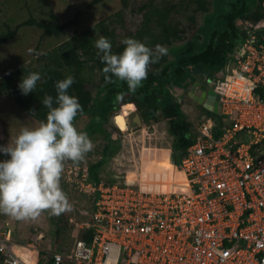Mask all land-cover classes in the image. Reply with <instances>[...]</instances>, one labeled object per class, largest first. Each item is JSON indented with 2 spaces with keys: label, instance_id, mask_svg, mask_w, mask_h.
Returning <instances> with one entry per match:
<instances>
[{
  "label": "built area",
  "instance_id": "built-area-1",
  "mask_svg": "<svg viewBox=\"0 0 264 264\" xmlns=\"http://www.w3.org/2000/svg\"><path fill=\"white\" fill-rule=\"evenodd\" d=\"M240 28L220 89V134L200 122L182 161L170 160L184 181L158 190L97 182L70 164L66 177L91 197L80 236L53 249L37 227L22 244L1 228L0 264H264V19Z\"/></svg>",
  "mask_w": 264,
  "mask_h": 264
},
{
  "label": "trees",
  "instance_id": "trees-1",
  "mask_svg": "<svg viewBox=\"0 0 264 264\" xmlns=\"http://www.w3.org/2000/svg\"><path fill=\"white\" fill-rule=\"evenodd\" d=\"M103 1L91 0L85 8L77 9L72 19L62 23L57 19L45 20L34 16L16 26L6 23V32L0 34V47L13 40L23 27H36L47 37L59 36L71 28L73 32L63 45L38 56L35 65L23 64L7 70L0 78V95L12 96L24 112L31 116L30 110L34 109L36 114L32 117L39 122L46 121L48 110L43 107V98L50 95L55 99V82L72 76L75 83L68 94L76 97L82 106L74 121L88 114L92 116L88 125L90 130L100 129L119 107V102L120 109L128 113L137 111L145 120H157V112L161 111L175 137L171 159L180 163L197 131L184 116L181 104L169 93L168 86L184 88L187 95L196 81L212 82L222 90L229 73L227 66L236 60L243 42L240 22L255 23L264 19V0H217L215 3L212 0H120L121 8L115 13L90 28H77L80 19ZM100 36L110 40L114 54L123 51L125 45L121 41L125 38L137 39L153 49L160 44L171 52L167 51V55L149 66L147 78L133 91L126 81L116 77H112V82H105L102 54L98 55L99 50L94 46ZM171 53L173 59H170ZM31 72L40 73L41 80L34 92L23 95L18 85L24 75ZM120 119L123 124L117 126L123 131L128 130L127 114L117 113L115 120ZM209 119L218 137L223 118L215 114ZM106 137L109 143L103 150V158L90 165L88 180L100 182L98 168L107 160L114 142ZM175 181L182 182V179L176 176ZM2 225L3 228H12L11 221H4ZM84 236L89 238L91 234ZM59 239L49 241L48 247H59ZM17 251L24 254L20 247ZM39 257L42 258V254Z\"/></svg>",
  "mask_w": 264,
  "mask_h": 264
},
{
  "label": "rangeland",
  "instance_id": "rangeland-1",
  "mask_svg": "<svg viewBox=\"0 0 264 264\" xmlns=\"http://www.w3.org/2000/svg\"><path fill=\"white\" fill-rule=\"evenodd\" d=\"M90 1L0 0V34L6 32V23L16 26L31 16L45 20L57 19L61 23L69 21L77 9L85 8ZM212 1L215 3L217 0ZM120 8V0H105L97 4L89 14L83 16L77 28L80 30L90 28ZM72 32L71 28L59 36L47 37L43 36V32L36 27H23L13 40L6 46L0 47V78L7 70L15 66L35 65L38 56L63 45L72 37ZM167 50L171 52L169 48ZM170 55V59H173L172 53ZM168 89L181 104L186 119L193 123L195 132L200 122L209 121L212 115L220 114H213L212 111L197 106L200 102L193 97H188L184 88L169 85ZM96 92L95 89L94 96L97 95ZM120 106L119 102V107L111 113L109 121L103 123L100 129L90 130L88 125L92 116L88 114L82 115L73 122L78 131L87 133L93 143V149L80 162L65 161L64 168L77 163L90 172V165L103 158V150L109 143L106 136H109L114 142L107 160L98 168L100 181L124 182L127 179L129 182L140 183L151 190H158L160 187L169 189L171 183H174V178L179 174H174L173 164L169 158L175 137L170 132L168 120L163 117L161 111H158L157 120L141 118V123L133 121L132 129L123 131L117 129V125L123 124V120L116 121L117 125L114 123L116 114L124 113L134 119L135 113L138 112L128 113L120 109ZM39 123L20 109L12 96L0 95V139L4 138V141H0V145L14 142L21 129L24 127L32 129ZM8 158L0 153V162ZM66 175L63 171L62 182H60L67 198V206L62 211L52 214L45 210L36 219L28 220H17L9 215L0 214V229L4 221H11L13 238L18 244L25 243L30 231L37 227L46 233L48 241H56L59 237L60 246L71 245L74 239L80 236L76 222L84 218V210L89 208L91 197L85 193H79Z\"/></svg>",
  "mask_w": 264,
  "mask_h": 264
},
{
  "label": "clouds",
  "instance_id": "clouds-1",
  "mask_svg": "<svg viewBox=\"0 0 264 264\" xmlns=\"http://www.w3.org/2000/svg\"><path fill=\"white\" fill-rule=\"evenodd\" d=\"M121 43L125 47L119 54L112 52V44L104 36L96 39L94 46L98 55L102 54L105 82L116 77L134 91L147 78L149 66L167 55L168 50L160 44L150 48L134 38H125ZM39 80L40 73L31 72L24 75L18 87L28 95ZM74 83L72 76L56 81L55 99L45 95L42 100L48 110L46 121L32 129L24 127L14 142L0 145V153L9 157L0 162V214L28 220L36 219L45 210L58 214L67 206L60 184L64 163L79 162L93 149L87 133L78 131L73 123L82 111L78 99L68 94ZM30 113L36 114L34 109Z\"/></svg>",
  "mask_w": 264,
  "mask_h": 264
},
{
  "label": "water",
  "instance_id": "water-1",
  "mask_svg": "<svg viewBox=\"0 0 264 264\" xmlns=\"http://www.w3.org/2000/svg\"><path fill=\"white\" fill-rule=\"evenodd\" d=\"M189 97H193L198 100L200 103L204 102V107L210 111L218 113V99H216L215 92L212 90H207V85L200 83L199 81L195 82L189 90ZM133 110H131V113ZM128 120V118H127ZM135 123H141V116L139 113H135L134 116Z\"/></svg>",
  "mask_w": 264,
  "mask_h": 264
},
{
  "label": "flooded vegetation",
  "instance_id": "flooded-vegetation-1",
  "mask_svg": "<svg viewBox=\"0 0 264 264\" xmlns=\"http://www.w3.org/2000/svg\"><path fill=\"white\" fill-rule=\"evenodd\" d=\"M197 82V81H196ZM200 83H203V84H206L207 85V90H212L213 92H215V96H216V99H218L217 101H219V98H220V96H221V92H220V88L216 85V84H214V83H212V82H210V83H205V82H201V81H199ZM195 83V82H194ZM193 83V84H194ZM192 87V86H191ZM190 90V89H189ZM188 93H189V91H188ZM188 97H189V95H188ZM195 99V98H194ZM198 101V100H197ZM199 102V101H198ZM198 104V103H197ZM201 104V105H200ZM197 106H202V107H204V102L203 103H199ZM205 108V107H204ZM207 109V108H206ZM210 111V110H209ZM214 112V111H213ZM127 118H128V120H127V122H128V130L129 129H132V127H133V125H134V120H133V118L130 116V115H127ZM114 123L116 124V120L114 119ZM117 125V124H116ZM117 128V127H116ZM118 129V128H117Z\"/></svg>",
  "mask_w": 264,
  "mask_h": 264
},
{
  "label": "crops",
  "instance_id": "crops-1",
  "mask_svg": "<svg viewBox=\"0 0 264 264\" xmlns=\"http://www.w3.org/2000/svg\"><path fill=\"white\" fill-rule=\"evenodd\" d=\"M170 158V160H171V157H169ZM8 225V222L7 223H5V226H7ZM3 228V227H2ZM29 235V234H28Z\"/></svg>",
  "mask_w": 264,
  "mask_h": 264
},
{
  "label": "bare ground",
  "instance_id": "bare-ground-1",
  "mask_svg": "<svg viewBox=\"0 0 264 264\" xmlns=\"http://www.w3.org/2000/svg\"><path fill=\"white\" fill-rule=\"evenodd\" d=\"M180 176V175H179ZM180 178L182 179V177L180 176ZM182 181H184L183 179H182Z\"/></svg>",
  "mask_w": 264,
  "mask_h": 264
}]
</instances>
